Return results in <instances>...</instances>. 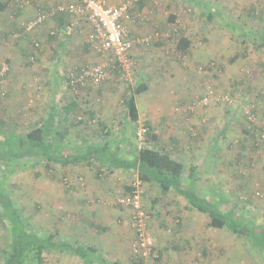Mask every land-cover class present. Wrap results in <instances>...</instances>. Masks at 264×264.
<instances>
[{
    "label": "rangeland",
    "instance_id": "rangeland-1",
    "mask_svg": "<svg viewBox=\"0 0 264 264\" xmlns=\"http://www.w3.org/2000/svg\"><path fill=\"white\" fill-rule=\"evenodd\" d=\"M74 1L41 0L36 13L49 14L56 6ZM23 2L26 0H11L0 13V68L4 64L9 68L0 79V130L4 134L25 133L46 118L49 106L61 105L72 96L78 109L69 116H59L58 128L68 120H77L81 110L92 111L94 118L84 119L66 139L80 147L115 142L125 158L133 157L141 147L169 154L174 146L186 168L195 166L196 178L183 179L185 188L213 201L222 200L223 206L234 205L238 212L264 225V0H143L142 8L136 6L131 18L120 22L129 40L150 38L147 46H133V67L128 73L113 67L110 53L97 51L87 37L91 27L83 17L47 16L39 27L26 33L23 25L29 21L15 15ZM202 3L207 7H201ZM209 12L218 15L209 18ZM169 15L175 16L173 23ZM71 25V32L67 28L61 31ZM51 32L55 37H50ZM180 36L191 43L184 53L175 50ZM95 66L104 68L101 82L85 80L82 85H68L83 69ZM15 78V83L22 84L20 91L11 85ZM141 83L147 90L136 95L138 122L118 130L125 117L127 87ZM99 123H104L103 128ZM96 172L88 166L60 164L46 172L41 163L26 161L15 172L6 167L2 182L38 233L59 231L64 240L73 230L65 226L64 219L74 222V211L67 209L71 202L54 201L57 189L66 200L67 191H73L69 179L81 182L86 173L93 177ZM106 176L102 175L100 182L104 183ZM112 176L122 182L121 190L117 186L107 200L101 194L91 195L88 204L115 211L121 207L119 198L136 188L141 191L155 251L154 257L144 262H134L131 257V264H264V252L259 254L226 227H210L204 214L182 211L177 199L172 205L156 184H142L130 173ZM58 212L62 224L57 220ZM186 216L201 226V237L197 232L190 236L193 241L191 229L180 228ZM153 230L158 232L155 239ZM8 236L0 223L1 249L7 247ZM132 242L133 234L121 253L105 247L113 253L107 257L110 262L130 264ZM122 254L126 259L120 257ZM44 258V264H80L71 256L51 251Z\"/></svg>",
    "mask_w": 264,
    "mask_h": 264
},
{
    "label": "trees",
    "instance_id": "trees-1",
    "mask_svg": "<svg viewBox=\"0 0 264 264\" xmlns=\"http://www.w3.org/2000/svg\"><path fill=\"white\" fill-rule=\"evenodd\" d=\"M78 1L75 0L71 3H78ZM9 2L11 0L0 1V13L7 9ZM143 3V0H133V6L129 11L130 15L136 6L139 9L142 8ZM199 5L207 7V4ZM51 11L52 9L50 13ZM50 13L45 14L46 17L70 16L68 13ZM217 15L211 12L208 14L209 18H216ZM168 20L173 23L176 18L174 15H169ZM69 27L71 30L73 29L71 25L64 27L61 31L65 32ZM54 34L51 32L50 37H55ZM260 35L262 36V34ZM190 44L187 38L180 36L177 38L175 50L184 53L189 49ZM127 89L123 100L125 109L123 130L126 125L138 122L139 115L135 97L146 91L147 85L141 83L135 88L128 86ZM0 99H2L1 96ZM61 107L66 114L75 113L78 109L73 99L64 100ZM53 112L54 107L51 106L46 118L25 133L7 131L8 133L4 134L5 131L0 130V223L7 229L9 235L7 247L0 248V259L3 264H44V255L50 251L74 257L83 264H110L92 246L61 240L56 232L38 233L30 220L22 215L2 180H4L3 175L6 167L9 168L10 173L15 172L19 165L26 161L41 163L46 172H50L55 164L89 166L95 168L97 174L115 169L128 171L142 184H156L163 194L171 189L175 190L187 201L188 207L204 214L209 219L210 227L217 229L226 227L232 234L245 240L259 254L263 255L264 225L257 223L249 214L238 212V208L234 205L225 204L223 206L222 200L221 203L219 200L213 201L207 197L199 196L190 189L182 188L183 179L185 181L195 180V166L186 168L182 163L173 159L170 154L149 147H141L134 152L133 158L124 159L116 154L120 151V147L110 141H102L98 144L88 143L84 148L76 147L72 150L62 143L70 129L65 127L58 130ZM86 118H94L92 111L85 110L80 114L77 112V120L73 125H80ZM58 151L60 153H57ZM128 190L131 191L130 188ZM153 251H155L154 247Z\"/></svg>",
    "mask_w": 264,
    "mask_h": 264
},
{
    "label": "crops",
    "instance_id": "crops-1",
    "mask_svg": "<svg viewBox=\"0 0 264 264\" xmlns=\"http://www.w3.org/2000/svg\"><path fill=\"white\" fill-rule=\"evenodd\" d=\"M121 1L122 0H107L106 5L108 7H114V6L118 5L119 3H121ZM40 3H41V0H38V1L37 0H26V2H23V4L20 5V7L18 5V7L20 9L16 11L15 15H18V17L23 18V20H25V21H30L33 18H35L36 15L38 14V13H36V10L40 8ZM30 4H32V6ZM47 5H48V3H47ZM83 18H85V17H83ZM85 20H86V18H85ZM18 46H19V48L21 47L20 48V52H21L22 51L21 50L22 49L21 44H19ZM56 58L58 60V56ZM15 80H16V78L14 79L13 83H11V85H13V86L16 85L14 88L16 90L20 91L22 84H21V82H18V84L15 83ZM62 80H59L60 84L62 83ZM68 99H73L77 105L76 100L72 96H68V98L65 100H68ZM135 102H136V97H135ZM61 104H62V102H61ZM136 105H137V102H136ZM51 106L54 107L53 113H54V116L56 117L57 128H58V124H59L58 121L60 119L59 116H61V115L69 116V115L73 114V113H68V114L64 113L61 105H59L58 103H55ZM51 106L48 107V109H47L48 112H49V109ZM56 110H58V111L60 110V112H56ZM84 111L85 110H83V112ZM55 112L57 113V115L55 114ZM80 112H82V110ZM92 114L94 116L93 112H92ZM64 119H66V118H64ZM74 121L70 122L68 120L66 125L63 127V128L67 127L70 129V130H68L67 134L70 133L71 131L75 130L77 128V126H80L83 123L82 122L80 125H73ZM123 122H124V118H123L122 123ZM122 123L118 124V126H117L118 130H120V128H121V130H123L122 129L123 128ZM103 124L99 123L100 126L102 125V128H103ZM58 130H62V128H58ZM62 143L65 146L71 148L72 150H73V148H76V147H79V148L85 147V146L84 147L78 146L77 143H75L74 141H70V139H66V136L63 139ZM98 143H101V142H98ZM98 143H95V144H98ZM115 146L120 147V151L117 152L116 154L118 156H122L121 155V149H122L121 146H119V145H115ZM170 149H172V151L169 152L171 157L173 159H175L176 161L184 164L182 158H180L178 156L179 154L177 152H175V147L173 146ZM57 153H60V151H58ZM122 158L130 159V158H125L123 156H122ZM131 158H133V157H131ZM200 160L198 162H200ZM66 166H68V165H66ZM90 168H93V167H90ZM117 172L128 173V171L115 169V170H112L110 172H103V173L98 174L96 176L94 175L93 177L91 174L86 173L84 176V179L81 180V182H78V179L74 180V178H71L69 180L72 181L71 182L72 183L71 184V190H73V191L70 193H69V191H67L66 200H64L63 191L59 190L60 188L57 189L56 197H54V201H57L58 204H62L61 201H65L66 204H69V202H71L72 203L71 208H67V209L69 211H74V212H72L73 213L72 220L74 222H70L69 220L64 219V221L66 222L65 226H67L68 228H73V230H71L69 232L68 237L64 238V241L74 242V243L82 244L85 246H92L110 264H121V263L119 262V260H116V262H110L111 260H109L107 257H112L113 253L110 250H106L105 247L111 248L112 251H114L116 253L124 252L127 245H128V241L133 234V230L130 226L131 225L130 224V210L128 208H122L121 209V207L115 211L114 210L106 211L107 209L105 207H104L105 209L103 208V209L99 210L98 208L90 207L88 202L91 199L90 198L91 195L98 196L101 194V196L104 199L106 198V200L109 199L110 197H113L112 192H115L117 186L122 184V182H119L115 176H112V174H116ZM102 175H104V176L108 175V176H106V179L103 181L104 183H102V181L100 182ZM124 176H126V175H124ZM84 184H86L87 187L83 188V189L80 188ZM103 184H105V185L103 186ZM185 185L186 184H184V186H183V182H182V188L187 190V188H185L186 187ZM120 187L121 186H119V189L121 190ZM122 190L124 192L123 188H122ZM126 190H128V188H126ZM164 195H166V201H170L172 205H176L174 199H177L178 200L177 202L180 203L181 206H183L185 208V209L182 208L183 209L182 211L187 212L188 210H190L191 212L195 213L194 211H196V210L193 211V209L188 207L189 205L187 204V201L179 193H177L175 190L171 189V190L167 191V193H165ZM175 195H179V196L175 197ZM178 198H180V200ZM69 206L70 205H68L67 207H69ZM59 208L62 210L61 207H59ZM56 209H58V208H56ZM103 211H105V212H103ZM56 217H57V220L59 219V221H60V213L59 212L56 213ZM186 218L187 219H181L180 228H183L184 231L186 229H191L189 237L192 236L193 234H194V236H196L197 232L199 233V236L201 237V226H200V224L196 223L195 221H193V222L189 221L190 220V219H188L189 216H186ZM64 221L63 220L60 221V224H62ZM187 222H188V225H186ZM189 223H191V225H189ZM73 233L76 237H73V235H72ZM152 233H153V238L155 239V237L158 236L157 235L158 232L153 230ZM58 234H59V231H58ZM58 237H59V235H58ZM190 240L193 241L191 239V237H190ZM107 243L110 245L106 246ZM104 251H106V252L110 251V254H109V252L106 253ZM106 254H108V255H106ZM120 257L124 258L125 255L122 254V256H120ZM73 259H75V258L73 257ZM124 259H126V258H124ZM131 260L132 259H131V256L129 254L128 261L130 264H131ZM75 261H76V259H75ZM77 262H79L80 264H83L82 262H80L78 260H77Z\"/></svg>",
    "mask_w": 264,
    "mask_h": 264
},
{
    "label": "built area",
    "instance_id": "built-area-1",
    "mask_svg": "<svg viewBox=\"0 0 264 264\" xmlns=\"http://www.w3.org/2000/svg\"><path fill=\"white\" fill-rule=\"evenodd\" d=\"M133 0H126L123 4L108 7L105 0H79L78 3L58 5L52 9L53 13H68L77 17H85L91 27L88 39L95 44L99 52H108L112 55L114 66L123 72L132 70L131 51L134 45H149L150 38L142 37L136 40H129L125 28L121 25V20L131 18L129 13ZM46 19V15L38 13L35 18L27 22L24 26L26 33L35 30ZM71 30V27L68 28ZM9 68L6 64L0 68V79ZM104 68L95 66L83 69L79 78L71 80L68 85L74 86L77 83L90 80L94 84L101 82L104 78ZM252 120V116L249 117ZM145 130L138 133L142 136ZM118 205L130 210V224L133 230V242L130 246V253L133 261L144 262L154 257L152 236L148 229L149 214L143 208L141 201V191L134 189L130 195L118 199Z\"/></svg>",
    "mask_w": 264,
    "mask_h": 264
}]
</instances>
